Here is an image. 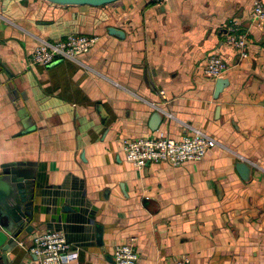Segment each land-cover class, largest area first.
Returning a JSON list of instances; mask_svg holds the SVG:
<instances>
[{
    "label": "crops",
    "instance_id": "obj_1",
    "mask_svg": "<svg viewBox=\"0 0 264 264\" xmlns=\"http://www.w3.org/2000/svg\"><path fill=\"white\" fill-rule=\"evenodd\" d=\"M253 2L0 0V174L22 164L35 178L33 229L9 264H35L43 232L65 236L70 264H115L130 238L137 264H264V19ZM71 34L98 39L77 62L31 66L40 40ZM244 34L245 57L229 43ZM211 56L229 68L218 99L203 71ZM156 112L157 131L179 139L186 124L218 144L201 162L135 168L122 142L155 135ZM238 161L253 167L248 182Z\"/></svg>",
    "mask_w": 264,
    "mask_h": 264
},
{
    "label": "built area",
    "instance_id": "obj_2",
    "mask_svg": "<svg viewBox=\"0 0 264 264\" xmlns=\"http://www.w3.org/2000/svg\"><path fill=\"white\" fill-rule=\"evenodd\" d=\"M252 11L254 17L264 19V2L254 0ZM235 25V30H238V22ZM230 29L234 28L231 26ZM97 39V36L71 34L57 41L40 40L30 52V64L48 67L63 60L77 62L80 56L91 50ZM229 43L240 56L247 55L248 43L245 34L237 38L230 37ZM203 71L206 77L217 81L226 79L229 68L222 57L211 56L205 62ZM184 127L187 133L179 139L173 138L166 131H157L155 135L146 138L123 140L122 152L125 159L137 169L148 164H168L176 167L203 161L212 146L218 142L201 129L186 124ZM134 244L135 239L130 238L128 243L118 246L113 254L114 263L137 264L138 253ZM30 252L36 258L35 264H70L77 260L72 245L63 234L57 232H43L35 236Z\"/></svg>",
    "mask_w": 264,
    "mask_h": 264
},
{
    "label": "water",
    "instance_id": "obj_3",
    "mask_svg": "<svg viewBox=\"0 0 264 264\" xmlns=\"http://www.w3.org/2000/svg\"><path fill=\"white\" fill-rule=\"evenodd\" d=\"M59 6H92L100 7L119 0H45ZM110 34L124 38V32L109 28ZM3 63L0 61V69ZM6 69V68H5ZM229 86L228 79L216 81L215 98ZM101 107H98L99 113ZM102 118V115H101ZM103 120V118H102ZM163 120V115L156 112L152 116L151 130L157 131ZM22 164L3 166L0 174V264H9V253L18 245L19 236L25 231L29 233L34 216V191L35 178L22 169ZM237 172L242 179L248 182L251 178L253 167L245 161L236 163Z\"/></svg>",
    "mask_w": 264,
    "mask_h": 264
}]
</instances>
